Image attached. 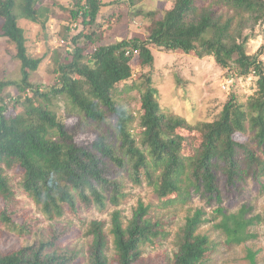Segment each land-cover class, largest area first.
<instances>
[{"label":"trees","instance_id":"trees-1","mask_svg":"<svg viewBox=\"0 0 264 264\" xmlns=\"http://www.w3.org/2000/svg\"><path fill=\"white\" fill-rule=\"evenodd\" d=\"M47 1L0 0V38L15 47L20 64L19 79L0 80V225L30 233L26 222L17 223L24 213L7 174L12 170L21 176V192L50 220L65 208L78 214L82 205L105 207L106 200L118 205L124 195L117 169L128 171L136 184L146 178L165 205L186 204L194 190L212 213L208 217L200 208L186 217L176 234L173 258L144 256L146 247L169 234L151 207L138 202L130 219L121 210L112 214L109 233L105 222L92 221L86 231L91 242L83 254L65 246L71 227L60 231L58 225L49 232L50 239L12 252L0 249V264H82L83 258L88 264H205L215 249L210 237L199 231L207 223H213L228 246L255 239L251 228L260 216L252 215V206L245 204L235 212L230 208L250 182L264 179L263 52L248 54L244 37L246 29L264 25V0H175L163 16L146 14L150 24L145 40L112 44L100 43L102 0H70L71 23L82 30L65 56L53 52L55 82L44 90L32 82L43 58L29 54L19 22L46 29L53 8L61 7L59 0L53 7ZM223 9L232 14L226 17ZM152 45L199 59L214 57L218 66L234 69L239 77H257L258 89L246 103L231 97L214 121L193 125L160 105L149 75L138 86L137 117L118 98L135 85L122 91L119 85L131 80L135 57L141 66L154 67ZM9 87L18 90V97L6 96ZM57 103L76 120H60ZM92 127L94 137L81 139ZM185 128L202 135L189 155L184 154L187 138L178 131ZM257 255L247 250L249 264H257Z\"/></svg>","mask_w":264,"mask_h":264},{"label":"rangeland","instance_id":"rangeland-1","mask_svg":"<svg viewBox=\"0 0 264 264\" xmlns=\"http://www.w3.org/2000/svg\"><path fill=\"white\" fill-rule=\"evenodd\" d=\"M61 7L53 8L54 14L48 22L46 29L27 20H20L19 25L25 30L29 54L35 58H43L40 68L32 76L35 85L43 86L44 90L55 82L53 52L59 50L62 56L73 49L72 39L82 30L71 23L70 0H59ZM54 0H48L46 5L53 7ZM103 7L98 18L101 25L102 44H112L131 38L145 40L148 36L147 28L150 19L146 17L148 12H156L163 16L167 10L174 7L175 0H102ZM223 14L228 17L232 12L223 9ZM236 19L234 26L239 22ZM70 28V29H69ZM72 28V29H71ZM244 37L248 38L246 44L250 55L262 50L260 56L264 62V25L257 24L252 29L244 31ZM155 58L154 67H143L140 60L135 57L131 63L133 76L128 82L119 85V91L132 87V91L124 92L118 98L123 104L130 108L135 116L141 114V100L139 87L150 75L152 87L158 92L160 105L172 115L184 118L187 122L196 125L199 122H212L223 111L224 105L231 97H236L238 102L246 103L257 91L258 78L250 75L239 77L234 69H223L217 65L214 57L199 59L192 55L165 51L155 46L150 47ZM92 50H90L91 52ZM15 47L4 38H0V80L20 77V64L15 59ZM6 96L18 97V90L9 87ZM9 101V98H8ZM60 120L72 123L66 106L57 103L55 108ZM138 122L135 123V126ZM94 127L81 136L88 141L94 137ZM184 137V154L189 155L198 147L202 135L197 130L188 128L178 130ZM240 137V140H245ZM119 174L117 180L121 185V193L124 195L120 203L115 205L106 200V206L95 204L89 208L80 206L78 214L65 208L61 216L53 220L42 211L40 205L23 194L20 189L21 176L17 170L8 171L11 184L20 200V209L24 216L18 220V224H28V232L14 231L13 229L0 225V249L12 252L25 246L38 243L40 240L50 239L49 232L59 227L62 231L68 226L71 233L65 246L74 250L85 252L91 242L86 236L88 225L95 220L106 223V231L109 233L112 214L121 210L125 218L130 219L133 209L138 202H143L151 207V213L164 221L169 236L156 240L155 245L145 248L144 256L173 258L177 250L176 234L184 226L186 217L195 210L203 208L209 214L212 213L206 201L202 200L194 190L191 191L192 199L186 204L175 203L165 205V199H160L155 188L149 186L146 178L141 184L132 181L128 171L117 169ZM170 198L175 199V196ZM253 208L252 215L260 216V221L251 228L256 238L241 246H228L225 238L213 228V223H207L200 228V233L208 235L215 245L210 253L209 260L205 264H249L247 250L257 252V264H264V179L261 183L250 182L244 189L242 197H239L230 211L235 212L243 205ZM83 258V255H81ZM113 253L111 252V257ZM82 264H88L83 258Z\"/></svg>","mask_w":264,"mask_h":264}]
</instances>
